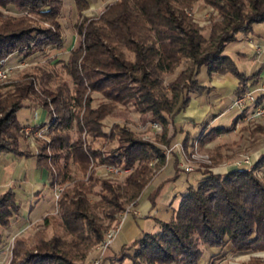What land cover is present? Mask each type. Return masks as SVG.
I'll use <instances>...</instances> for the list:
<instances>
[{
    "label": "trees",
    "instance_id": "trees-1",
    "mask_svg": "<svg viewBox=\"0 0 264 264\" xmlns=\"http://www.w3.org/2000/svg\"><path fill=\"white\" fill-rule=\"evenodd\" d=\"M72 1L82 16L88 0ZM196 2L211 9L206 35L185 13ZM0 7L11 8L18 14L0 11V59L16 51L28 56L63 47L56 20L59 0H0ZM30 14L49 20L56 29L31 25ZM262 20L264 0H112L97 15L82 16L73 26L77 43L61 64L75 86L74 96H64L61 88L47 89L45 81L38 93L34 88L36 77L26 74L2 85L0 153L26 154L19 147L20 125L15 112L25 104L41 106L48 115L43 124L48 125V146L54 153L49 157L45 145H40L36 161L48 169L51 185L65 183L55 202L57 214L52 235L39 238L32 250L24 249L22 239L16 237L10 264H82L90 247L114 224L116 213L130 202L134 205L149 182V159L161 158L158 147L123 134L124 131L121 149L103 155L81 138L70 142L68 132L73 125L79 134L102 136L104 116L115 104L131 101L137 112L150 113L164 128L192 94L202 91L196 77L201 66L207 76H235L238 85L234 95L249 90L248 76L237 69L223 50L237 32H249L253 23ZM182 60L189 63L164 86L163 77L173 74ZM85 91L98 92L103 101L93 105L92 97ZM222 130L211 126L201 138ZM69 159L83 175L89 169L84 179H72ZM104 164L130 169L120 180L95 177L94 166ZM262 164L264 155H259L253 169ZM178 174L175 172L171 179ZM97 182L99 191L94 193L92 185ZM92 193L95 199L90 198ZM153 197L154 193L148 197L151 202ZM18 210L14 191H2L0 244L1 230L9 226ZM48 215L43 216L44 221ZM155 223V231L142 232L121 245L129 264H197L204 246L218 248L228 242L232 251L263 250L264 184L245 165L222 172L204 169L195 184L187 183L179 193L168 218L155 219ZM19 254L21 258L15 259ZM114 258L119 260L120 254ZM251 263L264 261L254 258L245 264Z\"/></svg>",
    "mask_w": 264,
    "mask_h": 264
},
{
    "label": "rangeland",
    "instance_id": "rangeland-1",
    "mask_svg": "<svg viewBox=\"0 0 264 264\" xmlns=\"http://www.w3.org/2000/svg\"><path fill=\"white\" fill-rule=\"evenodd\" d=\"M110 1L112 0H88V8L83 10L80 15H82L84 18L93 17L99 13V11L107 2ZM59 2L60 13L56 20L57 26L59 27L58 30L61 33L63 39V47L59 49H45L42 52L37 51L31 53L28 56H24L23 52L19 53L16 51L12 53L15 55V61H13V63L6 62V58L12 54L6 58H3V62L8 67H10V71L7 78L0 82V89L2 85L16 81L20 79L22 75L26 74L36 77V85L34 88L38 93L41 91L40 87L44 85L43 81H45L46 86H44L47 89L53 90L61 88L62 94L64 96L72 97L75 95V86L72 83V79L66 73L61 63L66 61L69 51L76 46L77 37L73 26L82 19V16H79V14L76 12L72 0H59ZM6 10L0 7V11L18 15L14 13L11 8H6ZM210 10L211 9L208 6L203 5V3L196 2L193 4L191 10L185 11V13L191 15L192 19L199 25V27L202 28L201 33L203 35H206L208 31L207 17ZM29 17L32 19L31 25L37 28H48L52 31L56 29V26L54 24L51 25L49 20H42L34 14H30ZM251 29L255 33H264V20L258 23H253L251 25ZM247 38H252V33L250 31L246 33L237 32L235 34V39L227 43L223 51L225 54H229L232 57L238 70L242 71L244 69L248 71L251 69L252 71H249L248 74V77H251L253 72L259 69L262 60L260 57H254L253 59L250 58V55H253L256 45L252 42H249ZM259 46L264 49V43ZM50 51H53L57 54L53 55ZM242 52H245L248 56H240L239 53ZM262 55H264V51ZM188 63L189 61L182 60L179 66L174 70L173 74L163 77V85L167 86L168 83L175 78V75L178 73V71L185 67ZM263 68L259 69V74ZM48 74L49 76L47 77ZM196 77L198 79V84L202 87L203 91L205 88H207L205 85L200 84V82L204 81L206 78V72L203 66L199 68ZM197 93H194L191 96ZM85 94L92 97L93 105L103 101L102 96L98 92L85 91ZM229 95L230 92L228 90L223 92L222 97L226 102L229 99ZM68 101L69 103L73 102H71L70 99H68ZM215 112H217V110L213 109L212 113ZM52 116H54L53 112ZM173 117L174 115L167 121L166 126L162 128L160 122L152 118L150 113L137 112L131 101H127L124 103L115 104L114 107L104 116L101 126L103 131L102 136L90 137L85 132H81L79 134L75 128V125H73L72 129H70L68 132L69 140L70 142H73L77 138H81V140L89 145V147L97 150L103 155H106L113 150L121 149L120 145L124 143L120 137L122 131H124L123 134L128 133L132 137L149 142L150 144L158 147L161 158L151 157L149 159V178L151 179L153 176L159 173L163 175V169L169 164H171L173 167L174 173L179 172L176 179H174L175 182L173 184V192L175 193V196L171 198V202L168 204L167 201L165 202L162 199H159L158 196L156 197V207L158 209L157 216L162 219L168 218L171 208H174L177 204L179 193L184 191L187 183L195 184L196 179H198L200 176V172H202L204 169L217 172L230 170L236 167L234 163L236 159L239 160L247 158L251 163L250 166L246 165L247 169L251 170L252 174L264 184V164L253 169L254 163L256 162L258 156L264 154V117L248 119L246 118V115L243 116L234 114L233 118L229 119L227 125L222 126V131L218 133L211 132L203 138H201V136L210 129V127L207 128V126H205V123L200 125L201 128L199 126L185 124L182 127V131H177L175 134L174 138L176 141L173 140V135H170L169 137L167 136L169 127L171 126V128H175L172 122ZM15 118L20 125L18 132L20 137L18 139V143L20 148H25L24 142L26 141L23 138L21 128L24 124H29L31 126L38 125V115L33 107L25 104L16 110ZM225 119L226 117L221 115L213 125H222L224 124L223 122ZM45 122H47V119ZM40 126L45 127V137L38 139L37 152L40 145H45V152L50 157V155H53L52 153H54V150L48 146V125L47 123L45 125L40 123ZM0 155V179H2V171H5L4 169H6L8 166L14 169V173L12 175V178L14 179H17L18 177L22 178L23 173L26 172L25 168L28 167L29 170H31L32 163L30 162V158H27L24 164H14V162L4 158V154L0 153ZM59 161L62 162L63 160L60 158ZM180 163L190 165L192 170L188 172L183 171V169L179 166ZM68 164L69 173L72 179H84L88 174L89 169L83 175V173L78 169L77 165L72 163L71 159H69ZM115 167L120 169L121 172L116 176L110 177L106 175L103 165H95L93 168L94 175L100 179H105L108 177L107 179L120 180L125 174L129 172L130 169L119 165ZM60 185L63 186L65 183ZM68 185L70 186L71 184ZM162 186L163 185H160L157 179H155L143 187L140 195L145 198L151 196L153 193L154 197L158 194L160 195L163 190ZM8 188L9 186H4L3 191ZM97 191H99L98 182L92 185V192L95 193ZM16 197L17 199L20 198L21 200H24L26 195L21 191H16ZM90 198L95 199V194L92 193ZM48 214L47 221H44L43 218H41L40 220L26 223L24 229L21 232L2 238V243L0 244V264H10L12 259V249L15 245L16 237H20V239H22L24 249L32 250L33 244H35L39 238L48 239L52 235L53 231L55 230L54 220L57 214L56 203L53 205V211ZM117 235L118 232L114 236L113 240ZM117 241L118 238H116V240L113 242V245L115 244L113 247L119 246ZM227 244H229V248H223ZM225 245L223 247H218L219 250L209 255L203 264H245L250 262V259L254 258L259 259V261H264V249L260 251H232L230 249L229 242ZM94 246L95 245L91 246L87 251L85 258L82 260V264L86 262L88 255L94 250ZM128 253H130V250H128ZM117 254H120L119 260H115V258H113L110 264H129L128 258H126L125 254H123L121 250H119ZM21 256L22 254H19V258L17 256L15 259H20ZM103 259L104 258H102L101 263ZM102 264H108V262L104 261Z\"/></svg>",
    "mask_w": 264,
    "mask_h": 264
},
{
    "label": "crops",
    "instance_id": "crops-1",
    "mask_svg": "<svg viewBox=\"0 0 264 264\" xmlns=\"http://www.w3.org/2000/svg\"><path fill=\"white\" fill-rule=\"evenodd\" d=\"M258 23V22H256ZM252 33V38H247L249 42L254 43L256 46L264 43V33L263 32H253L252 29L250 31ZM226 47V46H225ZM260 47V46H259ZM261 48V47H260ZM264 49L261 48L259 53L253 51V55H250V58L260 57L261 65L259 69L264 67V55H262ZM52 54H57L53 51ZM224 52V51H223ZM225 53V52H224ZM240 56L247 57L248 55L245 52L239 53ZM230 56L229 54H227ZM231 57V56H230ZM232 58V57H231ZM11 59V60H10ZM233 60V59H232ZM15 61V55L12 54L6 58V62L13 63ZM234 61V60H233ZM259 69L255 70L251 77H248L246 84H248L249 89L258 86L264 80V68L261 70L259 74ZM240 71V70H239ZM251 69L246 71L242 70L247 76ZM198 80V79H197ZM200 82V81H199ZM201 85H205L203 91L198 92L197 94L190 96L186 106L180 110L177 114L174 115L172 122L175 128L168 129L167 136L173 135V140L176 141L175 134L177 131H182V127L185 124H190L192 126H199L201 128V124L205 123L207 128L209 127H222L226 126L229 119L233 118V110L230 108L231 98L234 96V90L238 85V79L228 73H220V74H212L210 76L206 75L204 81L200 82ZM228 90L230 92L229 99L226 102L222 95L223 92ZM38 115V125L46 121L48 115L45 108L41 106H32ZM216 109L217 112L212 113V110ZM224 115L226 119L224 120V124L222 125H213L214 122L221 116ZM37 125V126H38ZM203 125V124H202ZM187 135V134H186ZM25 148H20L25 151L26 154L19 155L10 152H3V157L7 160L14 162V164H24L27 158L31 159V170L29 168H25V173H23L22 178L14 179L12 175L14 173V169L8 166L5 171H2V179H0V193L3 191L4 186H9L16 197V191H21L26 195L24 200L20 198L16 200L19 205L18 213L11 219L9 226L3 228L1 230L2 238L6 236H12L16 233L21 232L26 223L34 222L36 220H40L46 214L53 211V196H52V185L50 184V175L48 169L44 166H41L36 161V153L33 148H30L26 142ZM20 147V146H19ZM264 155V154H263ZM1 156V155H0ZM5 168V166H4ZM1 173V171H0ZM160 174V173H159ZM155 175L153 176L148 183H151L153 180L157 179L160 185H163L162 193L153 197V201L151 202L148 197H142L139 193L136 201L134 203V209L137 210V214L129 213L122 225L118 230V235L111 242L110 246L103 253V261H107L108 264L111 263L114 256L121 249V245L129 243L131 240L138 237L142 232H153L156 228L155 219H162L157 216L158 209L156 207V197L163 201H167L168 204L171 202V198L175 196L173 192V184L175 180L171 179L174 174L173 167L171 164L167 165L163 169V175ZM7 177V179H6ZM187 182V180H186ZM147 183V184H148ZM15 189V190H14ZM164 219V218H163ZM118 238V247H113V242ZM116 243V244H117ZM229 248V244L225 245L223 248ZM219 248L217 247H203V253L197 264H203L206 261L207 257L214 252H217ZM94 255V251H92L88 258ZM101 263V264H102Z\"/></svg>",
    "mask_w": 264,
    "mask_h": 264
},
{
    "label": "built area",
    "instance_id": "built-area-1",
    "mask_svg": "<svg viewBox=\"0 0 264 264\" xmlns=\"http://www.w3.org/2000/svg\"><path fill=\"white\" fill-rule=\"evenodd\" d=\"M260 47L255 46V52H260ZM10 71V67H8L3 59H0V82L4 81L8 73ZM230 108L233 110V113L236 115L247 116L248 119H256L264 117V80L258 86L253 89H249L241 94L234 95L230 101ZM23 138L25 139L27 145L30 148L35 150L37 154V144L38 139L45 137V127H41L40 125L31 126L29 124H24L21 128ZM236 167L240 165L250 166V162L247 158L239 159L234 161ZM183 171L188 172L191 169L190 165H186L180 163L179 165ZM106 175L112 177L118 175L121 170L117 169L113 165H103ZM126 170V169H125ZM63 186L57 183H53L52 185V196L54 203L62 190ZM133 203H128L124 208L120 209L116 213V221L112 224L103 234L102 239L95 244L94 246V255L86 260L84 264H100L104 251L110 246L114 236L118 232L120 226L124 222L126 216L129 213L137 214V210L134 209Z\"/></svg>",
    "mask_w": 264,
    "mask_h": 264
}]
</instances>
